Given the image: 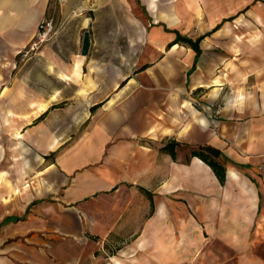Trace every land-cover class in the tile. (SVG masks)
<instances>
[{
  "label": "crops",
  "instance_id": "obj_1",
  "mask_svg": "<svg viewBox=\"0 0 264 264\" xmlns=\"http://www.w3.org/2000/svg\"><path fill=\"white\" fill-rule=\"evenodd\" d=\"M208 3L0 0V135L39 156L35 165L22 162L20 152L0 159V224L25 216L0 228V264H113L90 254L85 226L126 225L125 212L119 206L109 216L96 212L92 217L87 207L70 206L116 192L123 182L149 191L154 205L155 197L168 199L176 214L185 212L193 222L181 228L188 231L182 237L189 247L182 256L175 248L166 252L161 237L148 239L146 222L129 264L185 261L196 253L200 232L234 244L250 239L251 225L264 210V0H239L235 8L211 18L210 31ZM244 11L253 29L243 34L247 46L234 53L224 46L228 21H223ZM51 13L60 27L41 52L22 60L20 51ZM246 16L236 19L238 27ZM220 24L201 41L197 62L193 49L168 47L176 32L196 40ZM86 31L91 46L83 56ZM85 123L89 126L75 144L63 148L70 139L63 135L73 128L79 133ZM139 139L150 141L140 144ZM116 140L104 165L79 172L96 166L102 150ZM169 140L184 144L176 160L160 150ZM120 143L124 176L114 168ZM204 144L221 149L227 158L225 185L199 158L187 162L191 150ZM54 153L47 163L45 156ZM45 163L39 180L36 166ZM39 181L46 183L42 191ZM141 195L147 208L150 200ZM44 196L49 200L42 201ZM156 211L158 217L161 208ZM150 245L157 247L153 255L147 252Z\"/></svg>",
  "mask_w": 264,
  "mask_h": 264
},
{
  "label": "rangeland",
  "instance_id": "obj_2",
  "mask_svg": "<svg viewBox=\"0 0 264 264\" xmlns=\"http://www.w3.org/2000/svg\"><path fill=\"white\" fill-rule=\"evenodd\" d=\"M239 0H208V31L211 30V27L214 25V21H211L215 15L219 17L220 13H223V10L233 9L237 5L236 3ZM223 3V4H222ZM228 10V11H230ZM243 11V10H241ZM240 11V12H241ZM246 16V11L240 13L238 17L235 19L228 21L223 25L224 33L226 34V38H222L224 40V46L230 47V51L234 53L239 52L242 47L247 46L244 44L245 38L243 34L247 32H251L253 29L251 17H247V19L243 20L239 24V27L236 25L239 17L242 18ZM48 17L55 18V28L58 30L60 27V21L57 17V14L51 13ZM228 17V16H227ZM232 17V16H231ZM229 17V18H231ZM234 17V16H233ZM239 18V19H240ZM238 27V28H237ZM198 27L193 31L194 33L197 31ZM239 35L240 37H238ZM250 39V40H249ZM253 38L249 36L248 42L249 45H252ZM44 49V47H43ZM42 49V50H43ZM151 75L154 76V72L151 71ZM169 74L172 75V71L169 70ZM172 98V92L170 91L168 95V100ZM88 123H85L83 129H80V132L75 133V128L73 132L69 133V135L64 134L65 137H70L68 143L64 145L63 148H69L72 144L78 140L79 136H81L84 130H87ZM82 128V127H81ZM72 128L70 127V130ZM72 131V130H71ZM11 139H6L5 135H0V159L5 161L7 158L12 157V151L14 153L19 154L20 158L23 162L32 161L34 165L37 163V159H39L38 151L35 149H28L24 144L15 143L13 146ZM148 139H139L138 143L146 144L148 143ZM119 141H111L104 150H102V158L99 162L95 163L96 166L91 165L84 169L79 170V172H84L85 170H93L95 167L99 166V164L104 165L107 159L110 158V153L112 152V147L116 146ZM121 144V143H120ZM120 148L116 149V158H115V170L119 175H125V151H124V143H122ZM185 149V148H184ZM65 150V149H64ZM188 150V149H185ZM61 151V150H60ZM59 151V152H60ZM58 152V153H59ZM57 153L52 154L47 159V163L51 162L55 159ZM16 156V155H15ZM112 157V156H111ZM2 163V162H1ZM22 164V163H21ZM46 166L45 164H40L36 166L35 175L40 180V176L44 174L43 170ZM1 168V166H0ZM23 167H21V170ZM42 172V173H41ZM69 178V185L71 184ZM44 181L37 182L39 191H42L45 186ZM27 183H23V186H27ZM137 186L131 183H121L118 187V191L111 192L109 194H102L97 197H91L86 199L78 204H73L70 206L71 209H76L78 206L87 207L90 215L95 216L96 212L105 213L109 216V212L115 211L116 207H121V211H124L126 216L124 220L128 221L126 225H86L85 233L89 235V241H86L91 248H89L90 254L102 255L106 262H113V264H117L114 260L124 259L125 261H120V264H129L131 262L132 256L136 254L135 248L138 247L134 244L140 236V232L142 227L145 226L146 222L149 227V236L148 239L154 240L159 236L164 240V249L166 252H169V248H175L178 253L185 254L188 251V245L183 241L182 234L187 233L188 231L181 232L182 227H186L185 229H189L188 225H193L192 220L190 221V216L180 211L176 214L175 209L172 207L171 202L169 203L168 199H157L155 200L154 210L151 212V204L149 202V206L145 208V196L142 197L141 191L136 189ZM135 190L138 192L136 193ZM42 195V194H39ZM43 200H49L46 196L43 197ZM159 206V207H158ZM161 206V207H160ZM126 207H129L130 210H125ZM161 208V213L156 217V210ZM141 209L143 214H141ZM146 209V210H145ZM146 211V212H145ZM262 217L258 218V223L255 225H251V237L249 240H245V245H242V241L240 244H234L230 240L225 241L222 238L218 237H209L205 234V237L201 234V232L197 235V243L198 249L196 253L191 256L189 259L182 261L178 264H264V210L262 212ZM179 215V216H178ZM147 216V217H146ZM134 217V219H133ZM256 221V222H257ZM144 225H142V224ZM160 226L161 231L157 234V227ZM233 226V225H232ZM194 231L191 228V232ZM200 230H198L199 232ZM228 234L233 235L234 231L228 229ZM87 237V236H86ZM6 248V247H4ZM161 248V247H160ZM157 247L149 246L147 252L151 255L155 253ZM171 250V249H170ZM112 258L113 260H110ZM131 258V259H130ZM128 260V261H127ZM157 264V263H150ZM163 264H172L169 262H165Z\"/></svg>",
  "mask_w": 264,
  "mask_h": 264
},
{
  "label": "trees",
  "instance_id": "obj_3",
  "mask_svg": "<svg viewBox=\"0 0 264 264\" xmlns=\"http://www.w3.org/2000/svg\"><path fill=\"white\" fill-rule=\"evenodd\" d=\"M234 18L235 17L224 20L223 23H225L227 21H231ZM222 24L218 25L212 32L208 33L205 36L199 37L196 40L189 38L187 36H183L179 32H176V39L171 44H169L168 47L171 48V46H173L175 44H180L182 46L193 49L196 53V62H197V60L199 59V57L202 54V49L200 46L201 41L206 36H210L214 32L218 31L221 28ZM196 62L192 67V71L196 67ZM190 73H191V71H190ZM43 117L44 116H41L37 120L40 121L43 119ZM183 147H184V144L177 142L176 140H169L164 144V146L160 150H161V152L169 154L174 160H176L177 159V150L179 148H183ZM192 158H199L205 164H207L212 169V171L214 172V174L218 178L221 185H225L226 180H227V166H226L227 158L225 157V155L221 149H219V148H217L211 144L199 145L196 148L191 150L190 156H188L186 159L187 162H189L190 159H192ZM45 159H49V156H45ZM139 190L148 196V198L150 200V204H151V212H153L154 202H153L152 194L142 187H140ZM23 218L9 217V218L5 219V221L2 224H0V228L2 226L6 225L7 223L15 222V221H21V220H23Z\"/></svg>",
  "mask_w": 264,
  "mask_h": 264
},
{
  "label": "built area",
  "instance_id": "obj_4",
  "mask_svg": "<svg viewBox=\"0 0 264 264\" xmlns=\"http://www.w3.org/2000/svg\"><path fill=\"white\" fill-rule=\"evenodd\" d=\"M55 33V18H44L39 25L38 32L32 43H30L29 46L20 51L19 56L21 57V59L24 60L31 55H36L37 53L41 52L43 47H45V45H47L51 41Z\"/></svg>",
  "mask_w": 264,
  "mask_h": 264
},
{
  "label": "water",
  "instance_id": "obj_5",
  "mask_svg": "<svg viewBox=\"0 0 264 264\" xmlns=\"http://www.w3.org/2000/svg\"><path fill=\"white\" fill-rule=\"evenodd\" d=\"M91 46V38L90 33L86 31L84 33L83 41H82V55L87 56L89 53V49Z\"/></svg>",
  "mask_w": 264,
  "mask_h": 264
}]
</instances>
